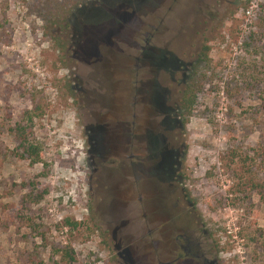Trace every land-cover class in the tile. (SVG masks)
Segmentation results:
<instances>
[{"label":"rangeland","instance_id":"1","mask_svg":"<svg viewBox=\"0 0 264 264\" xmlns=\"http://www.w3.org/2000/svg\"><path fill=\"white\" fill-rule=\"evenodd\" d=\"M189 82L161 152L140 111ZM145 189L190 202L194 264H264V0H0V264H157Z\"/></svg>","mask_w":264,"mask_h":264},{"label":"flooded vegetation","instance_id":"2","mask_svg":"<svg viewBox=\"0 0 264 264\" xmlns=\"http://www.w3.org/2000/svg\"><path fill=\"white\" fill-rule=\"evenodd\" d=\"M156 99H162V97H152L151 108H146L140 112L146 113L147 118L149 117L148 126L150 128L154 127L155 131L153 135H151V145L160 148L162 150H175L177 145L182 146L181 136L178 133L175 136V126L172 125L174 122L173 114L174 109L177 108L180 110L178 101L175 105L169 106L170 115H166L167 117L163 121H156V108L155 105H158ZM166 102V98L160 102L164 104ZM137 99L133 97V102L131 107L137 108ZM154 109V110H153ZM176 109V110H177ZM137 110L132 111V117L135 118L132 121V125L134 128L136 127V121L139 120L138 113H135ZM174 126V127H173ZM142 127V126H141ZM140 127V128H141ZM165 132L167 134L165 135ZM108 133L107 131L104 132ZM135 133V132H134ZM132 140L120 142L123 146H129L130 149L139 150L142 148V138L140 136H136V134H132ZM135 141V142H134ZM138 141V142H137ZM111 142V141H110ZM148 145V143H146ZM145 144L144 149H149ZM179 148V147H178ZM172 156V155H171ZM156 158V157H155ZM130 161H139L143 160L142 155L139 153H130L129 155ZM157 163V162H156ZM168 173L164 174L165 177L171 179L173 176V172L166 170ZM146 193L150 196V200L145 203V208L150 211V226L151 228L147 231L149 240L146 238H140L139 241L146 240L145 246H149L152 249L153 258H155L157 264H194V260H198V254L202 247L201 237H199L198 233H200L197 225H194V219L190 212L191 204L186 200L184 193L181 194L180 200L178 197L172 198V196L168 194L153 193L146 190ZM173 199V200H172ZM138 200L142 201V194H139ZM156 201L157 205H153L150 209L148 207V203ZM196 224V223H195ZM192 260V262H191Z\"/></svg>","mask_w":264,"mask_h":264},{"label":"trees","instance_id":"3","mask_svg":"<svg viewBox=\"0 0 264 264\" xmlns=\"http://www.w3.org/2000/svg\"><path fill=\"white\" fill-rule=\"evenodd\" d=\"M50 11L49 14L55 15L54 18H57L56 25L63 27V22H64V28L67 26L65 22L67 23L68 16L70 14V9H55L54 13ZM60 16L58 17V15ZM66 25V26H65ZM196 90L193 85V83L189 82L183 85L181 91H180V98L178 100L179 108L181 111L184 112H191L194 108V102H195V97H196ZM26 153L31 156L35 154V149L32 147V145H28L27 149H25ZM259 155V153L257 154ZM35 162V161H34Z\"/></svg>","mask_w":264,"mask_h":264}]
</instances>
